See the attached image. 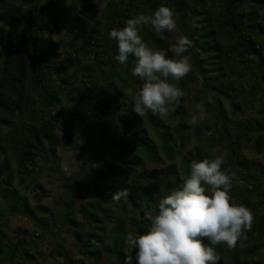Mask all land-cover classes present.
<instances>
[{
	"label": "trees",
	"instance_id": "16d2710c",
	"mask_svg": "<svg viewBox=\"0 0 264 264\" xmlns=\"http://www.w3.org/2000/svg\"><path fill=\"white\" fill-rule=\"evenodd\" d=\"M105 1L100 10L92 0H76V7L68 11L58 10L53 7L54 0H46L42 8L53 10L51 21L55 29H63L64 18L73 19L70 27L73 38L51 40L44 32L50 29L48 22L35 29L26 27L38 14L37 0H0V264L6 257L13 264L18 258L27 261L35 257L34 245L26 237L28 231L17 229V241L11 243L3 220L8 213H20L37 223L50 221L48 207L31 203L28 195L15 184V173L23 185L35 173L40 158L50 157L60 164L62 158L57 150L63 136L77 138L85 154L91 156L86 177L94 201L82 204L76 211L73 198H68L63 217L76 240L86 239L90 247L97 241V231L81 232L91 224L103 232L102 225L111 219L106 205L117 206L123 201L131 206L138 215L134 223L136 233L143 234L150 226L145 213L152 209L158 214L159 201L182 187L180 173L188 175L193 160L214 159L201 145L187 150L192 133L199 138L201 133L200 126L182 122L187 114L183 106L185 96L176 110L170 112V118L167 116L168 122L151 112L144 119L132 111L130 101L125 102L128 87L135 94L143 81L132 75L130 79L122 77L111 68L107 70L112 64L111 55L117 54L116 42L107 33L162 4L174 10L183 35L194 42L188 54L195 68L199 67V72L192 73L202 78L204 95L215 96L216 120L220 125L211 139L227 142L230 148L223 169L244 174L252 183V188L239 196L233 181L230 195L237 204L248 207L255 219L245 247L226 251V245L215 246L219 264H264L255 258L264 248L263 207L251 199L254 193L264 195V163L241 152L245 143L251 141L256 153L264 151V119L250 118L230 124L223 112V97L230 100L235 111L243 110L234 79L240 83L246 81L255 89H260L262 84L261 100L264 101V22L259 12L264 8V0H220L219 12L207 9L206 0ZM147 29L148 26L142 30L144 41L173 57L167 31L163 32L165 37L153 32L145 37ZM59 54L63 55L60 62L56 59ZM88 58L91 62H87ZM129 63L132 69L134 57H129ZM95 72H101L100 76ZM183 81L184 78L174 83L182 88ZM88 84L93 89L85 92L84 86ZM64 103L72 118L82 120L80 125L73 124L76 119L66 120L72 124L71 130L64 129V121L55 113ZM176 120L180 122L173 125ZM79 184L80 180L75 182L74 190ZM34 187L45 191L40 183ZM120 188H127L129 196L117 202L111 196ZM117 228L123 237V223L119 222ZM100 237L98 240L102 241ZM114 243L109 249L118 257L114 264H123L126 254L120 245L125 241L116 239ZM59 253L65 255L62 250ZM136 262L133 258V263ZM94 264H99L98 259Z\"/></svg>",
	"mask_w": 264,
	"mask_h": 264
},
{
	"label": "clouds",
	"instance_id": "9594fccd",
	"mask_svg": "<svg viewBox=\"0 0 264 264\" xmlns=\"http://www.w3.org/2000/svg\"><path fill=\"white\" fill-rule=\"evenodd\" d=\"M66 4L70 5L68 0ZM147 26L157 34L176 32L174 10L162 4L152 14L141 13L128 19L122 28L113 27L107 35L116 42L114 61L127 67L129 57H134L131 75L143 81L135 94H125V102L130 101L132 111L141 118L148 112L165 118L185 95L174 82L191 72L187 53L194 42L187 35H179L170 48L173 57H169L164 50L154 49L144 41L140 33ZM195 108L196 114L187 121L191 126L208 119L204 104L197 103ZM226 163L223 155L212 160H193L188 175L180 173L182 187L159 201L158 214L145 213L150 221L148 231L127 233L125 245L136 249L137 264H219L215 246L235 248L238 242L240 247L246 246L255 217L230 195L236 173L224 170ZM128 196L129 190L120 188L111 198L119 202ZM123 264H133V255L126 254Z\"/></svg>",
	"mask_w": 264,
	"mask_h": 264
},
{
	"label": "rangeland",
	"instance_id": "374dc122",
	"mask_svg": "<svg viewBox=\"0 0 264 264\" xmlns=\"http://www.w3.org/2000/svg\"><path fill=\"white\" fill-rule=\"evenodd\" d=\"M39 3V11L35 18V20L31 23H28L26 27L28 29H35L43 26V23H49L50 29L45 30V34L51 40L58 39H69L74 37V32L71 30V25L73 19L64 18V27L63 29H55V26L52 24L51 15L53 10L42 8L44 3H41L42 0H37ZM96 5L103 9V6L106 4L105 0H92ZM220 0H206L205 6L207 9L213 12H219L221 7L219 6ZM70 5L66 4V0H54L53 7L60 9H68V11L73 9V6L76 7V0H68ZM161 6V5H159ZM157 6V8L159 7ZM156 8V9H157ZM156 9L152 10V14ZM246 5L243 10L246 11ZM259 12L262 14V19L264 22V8H260ZM68 13L65 10V14ZM175 14V12H174ZM69 15V14H67ZM175 20L177 22V31L176 32H167V39L171 45L175 42L179 35H183L181 30L178 17L175 14ZM49 28V27H48ZM149 30L145 32V37L149 35L150 32L157 34L151 26H148ZM142 35V31L140 33ZM161 37H165L164 33L157 34ZM228 40V36L225 41ZM230 40V39H229ZM147 44L154 48L150 42ZM190 58V63L192 65V70L184 78L182 89L185 92L183 106L187 112L185 119L182 121L183 123H187L188 119L191 116L195 115L197 110L195 105L197 103L204 104L205 108L208 112V119L200 124V133L201 137H196L194 133L188 142L187 150L192 149L195 145H201L204 149L211 152L213 157L215 158L218 155L228 156L230 152V148L227 142L217 143L211 139L213 133L219 127V122L217 123V110H216V100L213 94H209L207 97L203 93L204 83L200 76L192 73L193 70L195 72H199V67L195 68L192 58L187 53ZM173 56V55H172ZM112 64L107 70H113L118 72L120 76L125 77L127 79L131 78V68L132 65L128 61L127 67L119 65L114 61V54L111 55ZM63 58L62 54L57 55L56 59L60 62ZM87 62H91L90 58L87 59ZM130 65V66H129ZM114 66V67H113ZM238 68V63H237ZM111 68V69H110ZM195 68V69H194ZM239 69V68H238ZM98 76H100L101 72H95ZM113 76V75H112ZM245 83V87L241 88V84L238 80L234 79L235 88L238 90V100L241 102L243 110L235 111L233 105L230 100L223 97V112L228 116V120L230 124H235L239 120L250 119V118H259L264 119V101L262 99V84L260 85V89H255L253 86L248 84L246 81H242ZM262 82V81H261ZM53 83V81H52ZM89 86V89H88ZM88 86H84V91H89L92 86L88 84ZM93 89V88H92ZM129 92L133 93V88L128 87ZM91 91V90H90ZM69 109L64 104L58 106L55 109V113L64 121V129L71 130L72 124L70 125L66 120L76 119L72 118V115L68 113ZM75 117V115H74ZM169 117V116H168ZM165 117L166 122L169 121V118ZM145 119V116L143 117ZM180 121H174L173 125H177ZM82 120H77L74 122V125H80ZM149 126V124H147ZM156 140L159 142L160 140L154 135ZM254 142H247L242 147V154L249 158H254L260 160L264 163V151L260 154L256 153L254 150ZM58 155L62 158L60 164H56L52 158L45 157L40 158L37 162V167L35 169V173L33 176L28 179L23 185L19 184V175L15 173L16 179L15 184H17L23 193L28 195L32 204H43L48 207V214H51L52 217L48 223H37L35 220L30 219L28 216L20 214V213H8L3 220L4 230L8 237V239L13 243L16 242L17 237L19 236L17 229L24 228L28 231L26 237L27 240L34 245L32 248L35 257L33 259H28L27 261L18 258L15 264H70L72 260L73 264H94V261L98 259L99 264H114L117 262L118 257L110 252V248H113L115 245L116 239H122L125 241L126 235L128 232H134L135 230V217H138L137 212L133 210V208L129 205H125L122 202H119L117 206H109L106 205L105 210L107 211L108 216H110V220L106 222L104 226L103 232H100L97 229V225H87L81 234H84L88 231L96 232L98 238L97 241L92 244V246H87V241L82 240L78 241L72 234V229L69 225L63 220L65 218L64 210L66 208V203L68 198H73L74 209L77 211L80 209L82 204H87L89 202H93L94 198L91 192L90 185L87 181V177L89 176V165L92 163L91 156L85 154L83 151L82 145L80 141L75 137H66L63 136V142L60 144L57 150ZM178 159L176 163H179ZM87 176V177H86ZM33 180V181H32ZM80 180L79 188L74 190L75 182ZM236 192L239 196H244L247 193L248 188H252V183L247 180L244 174H236L235 179ZM40 183L44 186L45 191L40 189H36L34 187L35 184ZM74 190V191H73ZM38 194V195H37ZM264 197V195H263ZM259 193H254L251 197L252 200L257 201L260 206L263 208L261 212L264 213V198ZM148 212H151L153 215V210L150 209ZM78 219H82L81 214L78 213ZM119 222H122L124 225V236L120 234L118 231L117 225ZM102 234V235H100ZM102 241L98 239L101 238ZM85 241V242H84ZM120 247L124 250L125 254L131 252L133 258H135L136 249H132L127 247L124 243L120 245ZM239 246V242L237 244ZM242 248V247H241ZM91 251H88V250ZM224 249L227 251L228 247L225 246ZM59 250L64 251V254H60ZM100 252V255H99ZM226 255V253H224ZM99 255V256H97ZM256 259L261 260L264 263V248H261ZM84 261V262H82ZM3 264H13L6 257L5 262ZM133 264H137L133 263Z\"/></svg>",
	"mask_w": 264,
	"mask_h": 264
}]
</instances>
